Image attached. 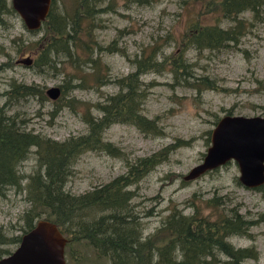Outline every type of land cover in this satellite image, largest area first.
Returning a JSON list of instances; mask_svg holds the SVG:
<instances>
[{"label":"trees","instance_id":"1","mask_svg":"<svg viewBox=\"0 0 264 264\" xmlns=\"http://www.w3.org/2000/svg\"><path fill=\"white\" fill-rule=\"evenodd\" d=\"M134 1L150 4L155 0ZM178 2L182 7L192 6L200 14L214 15V21L187 23L177 40L171 35L174 43L170 44L172 50L168 53L154 44L128 57L125 48L117 45L116 37L107 44L100 42L96 30L102 26L101 13L107 5L103 0H50L40 26L28 29L33 33L42 32L31 42L32 60L27 65L38 72L55 69L64 75L58 84V96L50 100L52 115L64 105L73 107L72 100H77L65 97L73 88L98 87L111 82L116 90L91 103L78 100L84 105L79 118L85 124V130L55 139L27 129V120L11 110L14 104L29 96L47 100L43 88L37 83L10 78L0 105V198L5 196L7 189L14 188L22 193L27 206L17 217L20 233L8 234L0 225V256L11 250L4 245L16 244L20 234L39 218L53 221L66 237L64 256L68 264H81L86 258L82 251L74 248L77 243L89 247L93 257L106 264H241L245 258L255 256L252 247L234 246L228 237L248 236L251 225L264 221V211L255 217L244 216L239 211V204L222 194L213 193L197 203L195 198L201 195L192 192L183 206L170 204L160 223L151 232L143 233L142 215L151 212L140 215L135 209L132 198L136 190L131 186L155 165L167 160L170 152L188 144L187 139L176 138L133 160L124 156V172L85 191L72 193L64 187L80 154L96 151L123 156V151L103 135L112 123L131 124L146 135L163 133L156 116L148 117L142 112L150 85V81L142 79L144 73L167 69L176 84H187L197 90L202 87L216 89L214 79L191 73L189 66L192 63L185 56L187 48L216 51L237 48L241 37L252 25L244 13L258 17L264 7V0ZM1 14L16 15L9 0H0ZM223 20L225 25L221 24ZM112 51L128 57L132 69L124 74H111L102 55ZM5 63H0V69L6 67ZM225 114L231 113L227 110ZM204 134L208 145L209 130ZM31 155L34 165L29 172L23 173L19 166ZM234 180L240 184L236 176ZM253 189L264 190V183ZM184 207H189L190 211H185Z\"/></svg>","mask_w":264,"mask_h":264},{"label":"rangeland","instance_id":"2","mask_svg":"<svg viewBox=\"0 0 264 264\" xmlns=\"http://www.w3.org/2000/svg\"><path fill=\"white\" fill-rule=\"evenodd\" d=\"M178 1L155 0L150 4H138L134 0H103V4L107 5L101 13L102 26L96 30V37L104 44L116 37L117 45L125 48L128 57H133L141 48L147 49L154 44L168 53L172 50L170 44L174 43L171 35L177 40L187 23L214 21V15L200 14L192 6L182 7ZM109 3L111 5L108 6ZM244 15L252 25L241 37L237 48L219 51L187 48L185 52L187 60L192 63L189 66L191 73L214 79L216 89L202 87L197 90L187 84H176L167 69L144 73L142 79L150 81V85L147 87L142 112L148 117L156 116L163 133L146 135L131 124L112 123L103 135L123 151V156L96 151L80 154L65 182L66 190L79 193L104 183L124 172V156L133 160L176 138H182L187 139L188 144L170 152L167 160L155 165L131 186L136 190V195L132 198L136 204L135 209L140 215L146 211L151 212L150 215H142L144 234L151 232L160 223L170 204L183 206L192 192L201 195L195 198L197 203H200L202 197L217 193L229 198L231 202H237L239 211L244 216L255 217L263 212L264 190L237 184L234 177H237L238 169L233 161L194 178H182L191 166L201 160L207 146L204 132H210L216 117L225 114L227 110L231 114L264 115V7L258 17L250 12ZM221 24L225 25L226 21L223 20ZM41 32H30L17 13L1 14L0 63L6 62V67L0 69V105L10 78L37 83L43 90L63 81L64 75L58 70L38 72L34 67L18 60L26 56L32 60L31 42ZM128 57L119 51H112L104 53L102 60L109 65L111 74L119 75L132 69ZM115 90L116 86L111 82L98 87L88 85L73 88L65 94V97L77 100H72L73 107L64 105L53 115L50 113L53 104L48 97L47 100L40 101L39 97L29 96L14 104L11 110L17 111L20 117L27 120V129L62 139L85 130V124L79 118L84 105L78 100L91 103L102 100ZM33 165L31 155L22 161L19 168L27 173ZM26 206L22 193L14 188L7 189L5 196L0 198V225L6 228L8 234L20 233L17 229L20 220L17 217ZM184 210L190 211L189 207H184ZM248 234L232 235L228 240L234 246L252 247L255 251L254 257L245 258L241 264H264V221L251 225ZM15 245L6 244L4 247L12 250ZM74 248L85 254L86 258L81 264H106L104 260L97 261L91 254V249L82 243L74 244ZM220 257L223 259L224 255ZM66 263L68 264L67 259Z\"/></svg>","mask_w":264,"mask_h":264},{"label":"water","instance_id":"3","mask_svg":"<svg viewBox=\"0 0 264 264\" xmlns=\"http://www.w3.org/2000/svg\"><path fill=\"white\" fill-rule=\"evenodd\" d=\"M11 7L27 29L40 26L48 12L50 0H9ZM29 64V56L18 59ZM45 94L55 99L58 85L45 88ZM235 162L241 185L253 188L264 183V115L223 114L209 132V144L201 160L182 175L194 178L226 161ZM66 237L53 221L39 218L22 232L9 253L0 256V264H66Z\"/></svg>","mask_w":264,"mask_h":264}]
</instances>
